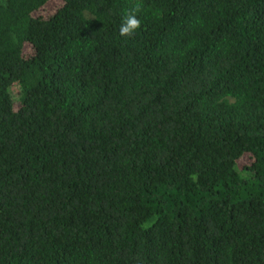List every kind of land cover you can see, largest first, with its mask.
<instances>
[{
	"label": "trees",
	"instance_id": "1",
	"mask_svg": "<svg viewBox=\"0 0 264 264\" xmlns=\"http://www.w3.org/2000/svg\"><path fill=\"white\" fill-rule=\"evenodd\" d=\"M0 264H264V0H0Z\"/></svg>",
	"mask_w": 264,
	"mask_h": 264
},
{
	"label": "clouds",
	"instance_id": "2",
	"mask_svg": "<svg viewBox=\"0 0 264 264\" xmlns=\"http://www.w3.org/2000/svg\"><path fill=\"white\" fill-rule=\"evenodd\" d=\"M140 26V22L135 15H128L120 26V35L129 36Z\"/></svg>",
	"mask_w": 264,
	"mask_h": 264
},
{
	"label": "rangeland",
	"instance_id": "3",
	"mask_svg": "<svg viewBox=\"0 0 264 264\" xmlns=\"http://www.w3.org/2000/svg\"><path fill=\"white\" fill-rule=\"evenodd\" d=\"M17 93H15V97H17L18 91L16 90Z\"/></svg>",
	"mask_w": 264,
	"mask_h": 264
}]
</instances>
